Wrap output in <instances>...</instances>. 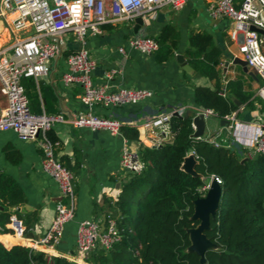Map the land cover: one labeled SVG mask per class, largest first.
<instances>
[{"label": "crops", "instance_id": "0c3cea01", "mask_svg": "<svg viewBox=\"0 0 264 264\" xmlns=\"http://www.w3.org/2000/svg\"><path fill=\"white\" fill-rule=\"evenodd\" d=\"M210 2L211 0H187L185 6L178 11L167 6L157 7L152 14L141 15L143 23L139 26L135 20L137 17L109 22L102 25L100 34L89 33L85 43L79 42L74 35L67 34V48L51 61L49 71L38 79L32 76L23 79L31 110L35 113L61 114L68 120L86 109L80 99L82 94L80 84L77 82L66 84L63 80L64 74L69 70L67 63L69 53L82 46L89 49L96 61V68L92 73L96 84L106 83V73L115 71L113 79L110 80L114 89L127 86L154 91L152 98L136 105L106 108L97 106L95 111L98 114L115 115L125 122V126L138 131L128 123L130 121L142 123L145 117L173 106L197 107L194 98L195 88L197 86L214 88L216 80L198 74L192 66L191 69L185 70L176 59V55L182 53L189 63L186 49L189 47V35L192 31L210 33L214 37L215 45L222 51L219 66L222 88L227 86L229 79H234L244 72L243 68L241 70L238 68L240 65L232 63L235 54L239 52L238 46L227 33L228 21L214 18L210 14L208 10ZM1 6L2 0L0 8ZM12 16L9 14L6 21L0 17V50L11 46L17 39L33 34L30 27L15 29ZM167 23L175 24L181 35L179 48L173 58L159 62L155 54H143L128 44L129 38L134 35L157 37ZM120 47H124V52L120 51ZM227 61L230 62L228 66ZM260 85V78L259 80L253 78V89L256 94ZM6 103L7 98L0 83V109L4 108ZM256 105V110H249L247 106L241 105L234 112L236 121L243 123L249 130L264 124V103L257 102ZM210 118L216 123L214 129H209ZM210 118L206 121L203 137L230 140L234 131L232 123L221 125L223 118L218 116ZM49 133L60 141L57 156L74 172L76 192L75 216L66 224L64 234L51 251V255L66 259L69 264H82L83 261L76 253V236L80 222L95 219L102 223L104 215L107 217L117 209L116 203L122 194L123 184L130 177L123 172L120 164L125 142L141 151L144 147H153V139L140 134L137 139H126L123 133L112 135L104 130L74 127L66 122L57 123ZM159 138L162 139L160 143L162 144L172 142L174 135L171 131L166 134L162 131ZM8 146L19 152L17 162H12L7 157ZM241 149L239 154L243 157L247 149ZM1 172L10 175L22 188L26 197L25 203L9 207L10 217L16 215L26 227L28 238H40L56 215L60 190L57 182L42 168V153L38 144L22 140L13 130L1 131ZM2 209L3 206L0 204V211ZM6 226L9 228L8 223ZM45 250L44 247L36 249L43 252Z\"/></svg>", "mask_w": 264, "mask_h": 264}, {"label": "built area", "instance_id": "2783aa9c", "mask_svg": "<svg viewBox=\"0 0 264 264\" xmlns=\"http://www.w3.org/2000/svg\"><path fill=\"white\" fill-rule=\"evenodd\" d=\"M186 2L187 0H2L0 17L6 21L8 15L12 14L15 29L30 27L33 34L17 39L11 46L0 50V83L7 98L6 106L0 109V132L13 130L22 140L36 142L42 153V168L57 182L60 190L56 215L40 238H28L26 227L16 215L10 217L8 226L15 236L31 243L32 249L44 247L49 264H53L51 251L60 242L65 226L73 220L76 210L75 174L58 158L60 141L53 139L49 132L57 123L66 122L78 128L88 127L120 135L125 122L115 115L98 114L96 107L136 105L152 98L154 91L127 86L114 89L110 80L115 71L106 73V83L96 84L92 75L96 61L89 49L82 46L69 53V70L64 74L63 80L66 84H80V99L86 109L66 120L61 114L35 113L31 110L23 85L24 77L38 79L43 73H47L51 61L66 50V35L69 33L79 42L85 43L89 33L100 34L102 25L106 23L131 20L144 13L152 14L157 7L162 6L178 11ZM208 10L214 18L228 21L227 33L238 46L239 53L235 57L245 60L249 69L260 78L261 85L257 94L264 99V0H211ZM128 44L146 55L154 54L159 48L156 36L153 35L131 36ZM124 50V47H120V51ZM220 93L226 96V87ZM188 111L194 112L193 117L203 114L206 121L211 116H217L213 109L180 105L149 115L142 123L130 121L128 124L136 127L140 136L152 138L153 145L158 146L162 142L159 138L161 132L166 134L171 131L170 122L174 114L177 112L184 116ZM223 118L230 120L234 128L231 139L226 141L206 138L207 141L216 147L247 149L245 157L264 153V124L249 130L243 123L236 121L234 112ZM192 126L195 131L193 121ZM191 153L194 154L191 151L188 155ZM120 164L121 169L131 175L141 174L146 167L140 151L128 142L122 148ZM209 178L222 185L220 177L212 175ZM209 185L205 182L200 189L203 196ZM120 238L113 214L106 217L104 230L99 220H83L77 231L76 253L84 262L91 252L98 248L110 250Z\"/></svg>", "mask_w": 264, "mask_h": 264}, {"label": "trees", "instance_id": "16d2710c", "mask_svg": "<svg viewBox=\"0 0 264 264\" xmlns=\"http://www.w3.org/2000/svg\"><path fill=\"white\" fill-rule=\"evenodd\" d=\"M180 31L173 23L165 24L156 37L159 44L154 53L159 62L175 56L179 48ZM189 64L205 77L216 80L214 88L197 86L195 104L213 109L220 118L237 111L241 105L256 110L264 103L253 89V78L240 73L229 79L227 95L222 86L221 55L214 37L207 32L192 31L186 49ZM241 102V105L236 103ZM173 116L170 122L172 142L141 149L146 167L141 174H132L123 184L117 209L112 213L117 221L120 240L110 250L98 248L90 253L92 264H197L200 256L188 248L191 245L188 229L200 221L192 219L193 201L203 196L202 177L190 174L181 167L193 151L195 170L209 177L222 179V197L215 218H211L207 236L217 245L206 252V264H264V153L252 157L238 154L234 148L216 147L205 137H193L192 119ZM126 139H137L135 128L123 126ZM50 134V133H49ZM50 136L56 139L52 134ZM7 157L19 160V152L7 147ZM146 190L140 194L142 190ZM26 202L18 183L7 173H0V264H49L43 251L31 248V243L15 236L6 226L10 221L9 207ZM53 264H69L52 257ZM82 264H87L82 262Z\"/></svg>", "mask_w": 264, "mask_h": 264}, {"label": "water", "instance_id": "95a60500", "mask_svg": "<svg viewBox=\"0 0 264 264\" xmlns=\"http://www.w3.org/2000/svg\"><path fill=\"white\" fill-rule=\"evenodd\" d=\"M137 26L143 23L141 16H138L136 19ZM253 29H255L253 27ZM178 63L186 70L192 68L191 65L187 62L185 56L182 53L176 55ZM229 61L226 62V66L229 65ZM233 64L240 65L243 68V71L254 79L259 80L258 76L251 70L247 65V62L240 57H235L233 59ZM238 105H241L240 101L236 100ZM190 112L188 111L183 117H188ZM174 116H180L177 112ZM196 129L193 133V137L202 138L206 128V119L203 114L197 115L192 119ZM230 120L221 119V125H229ZM153 147H156L154 145ZM197 163L196 157L193 153L187 155L182 164V169L190 174L200 176L204 178L203 175L199 174L195 170V165ZM222 197V185L219 184L215 179L211 180L209 189L207 190L204 196H201L193 201L194 204V214L192 219L199 220L200 223L193 228L188 229L190 234L191 245L188 250L197 253L200 256L199 263L197 264H206V252L211 249H216L217 245L207 236L206 232L210 229L211 218H215L221 202ZM106 225V215H104L103 221L101 223V228L104 230Z\"/></svg>", "mask_w": 264, "mask_h": 264}, {"label": "rangeland", "instance_id": "374dc122", "mask_svg": "<svg viewBox=\"0 0 264 264\" xmlns=\"http://www.w3.org/2000/svg\"><path fill=\"white\" fill-rule=\"evenodd\" d=\"M173 13H174V11H173ZM71 34V33H70ZM72 35V34H71ZM238 68L241 70V66H238ZM208 125H209V129H214L215 128V126H216V123H215V121H214V119H212V118H210V120L208 121ZM229 137V136H228ZM230 138V137H229ZM224 138H221L220 140H223ZM226 141H229V139H225ZM232 148H234L237 152H238V154H239V151H240V149L242 148H236V147H232ZM241 150H243V149H241ZM124 173H126L125 171H123ZM127 175H129V176H131V174L130 173H127ZM204 179V181L206 182V183H208V184H210L211 183V181H210V178L209 177H204L203 178ZM147 190V189H146ZM145 189L144 190H142L141 192H140V194H143L145 191H146Z\"/></svg>", "mask_w": 264, "mask_h": 264}]
</instances>
